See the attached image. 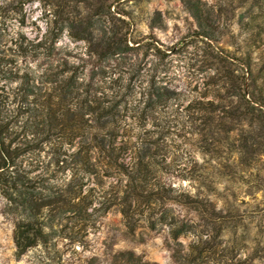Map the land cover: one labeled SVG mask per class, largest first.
Instances as JSON below:
<instances>
[{
	"label": "rangeland",
	"instance_id": "374dc122",
	"mask_svg": "<svg viewBox=\"0 0 264 264\" xmlns=\"http://www.w3.org/2000/svg\"><path fill=\"white\" fill-rule=\"evenodd\" d=\"M199 1L207 12L204 25L217 37L206 41L236 58L244 56L240 18L263 13L264 0ZM98 6L99 0H0V97L10 112L9 137L21 141L26 128L15 100L17 88L26 78H39L41 69L58 70L68 57L84 65L93 82L118 90L126 82L124 62L140 64L144 76L137 84L146 73H155L172 94L158 115L160 125L134 129L150 138L159 164L138 198L129 197L123 175L87 176L90 218L79 220L72 213L44 217L45 236L19 256L14 215L0 195V264H264V145L251 142L248 132L252 126L264 144V118L219 109L213 126L202 124L206 113L194 105L212 97L206 88L212 60L184 0L119 1L121 14H113L111 25H124L129 38L139 42L126 58L103 60L89 54L86 39L70 36H86L79 22ZM150 40L164 53L148 50ZM262 42L255 45L254 56L264 69ZM133 120L126 119L130 125ZM51 142L60 145L63 139ZM48 148L34 153V169L48 164ZM52 170L50 183L60 186L67 174Z\"/></svg>",
	"mask_w": 264,
	"mask_h": 264
},
{
	"label": "trees",
	"instance_id": "16d2710c",
	"mask_svg": "<svg viewBox=\"0 0 264 264\" xmlns=\"http://www.w3.org/2000/svg\"><path fill=\"white\" fill-rule=\"evenodd\" d=\"M119 1L99 0L97 9L79 22L86 36L70 33L73 38L86 39L89 54L98 60L121 55L126 58L124 54L139 42L129 38L124 25H111L113 14H121L116 8ZM184 4L197 20L201 28L197 35L209 46L212 60L206 87L207 92H213L212 97L195 100L194 105L196 110L207 114L200 117L202 124L213 126L214 114L219 109L242 117L264 118V69L254 56L255 45L264 40V12L240 18L246 34L244 56L236 58L224 53L219 45L206 41L217 37L215 30L204 25L207 12L199 6L200 1L184 0ZM122 22L127 24L125 19ZM146 45L154 55L164 53L153 40ZM58 64V70L41 69L39 78L34 77L32 82L26 78L17 88V108L26 116L21 141L9 137L10 112L7 100L0 97V195L14 215L18 256L45 236L48 223L44 217L54 219L57 215L72 213L79 220L90 218L93 201L85 192L87 176L123 175L129 184V197L138 198L152 168L159 164L157 152L151 150L150 138L134 133L135 128L141 129L147 124L160 125L158 115L172 99L171 91L157 82L155 73H146L145 80L137 84L136 80L144 76L140 64L124 62L127 65L125 84L118 90H107L93 82L92 76L84 74V65L75 64L68 57ZM219 64L224 68L218 67ZM127 118L134 119L135 123L128 124ZM249 127L251 142L263 146V140L255 138L254 128ZM55 138L63 142L52 143ZM242 141L247 143L245 138ZM45 146L52 149L44 152L52 153L49 162L34 169V153L41 155ZM126 156L133 161H126ZM51 167V172L67 174L60 186L50 183L53 175L47 174Z\"/></svg>",
	"mask_w": 264,
	"mask_h": 264
}]
</instances>
